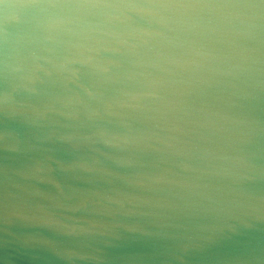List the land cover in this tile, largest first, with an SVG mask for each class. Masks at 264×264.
Listing matches in <instances>:
<instances>
[{
  "label": "water",
  "instance_id": "1",
  "mask_svg": "<svg viewBox=\"0 0 264 264\" xmlns=\"http://www.w3.org/2000/svg\"><path fill=\"white\" fill-rule=\"evenodd\" d=\"M183 2L181 63L103 120L20 81L0 31V264H264V0Z\"/></svg>",
  "mask_w": 264,
  "mask_h": 264
},
{
  "label": "clouds",
  "instance_id": "2",
  "mask_svg": "<svg viewBox=\"0 0 264 264\" xmlns=\"http://www.w3.org/2000/svg\"><path fill=\"white\" fill-rule=\"evenodd\" d=\"M0 25L5 67L26 85L60 87L69 105L97 101L101 120L135 97L132 69L180 64L175 53L191 48L198 27L183 0H0ZM97 135L131 142L104 127Z\"/></svg>",
  "mask_w": 264,
  "mask_h": 264
}]
</instances>
